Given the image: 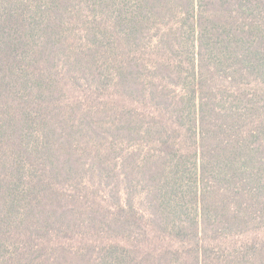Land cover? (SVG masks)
<instances>
[{"label": "trees", "instance_id": "1", "mask_svg": "<svg viewBox=\"0 0 264 264\" xmlns=\"http://www.w3.org/2000/svg\"><path fill=\"white\" fill-rule=\"evenodd\" d=\"M0 264H264V0H0Z\"/></svg>", "mask_w": 264, "mask_h": 264}]
</instances>
